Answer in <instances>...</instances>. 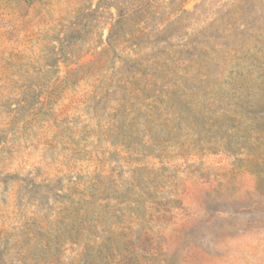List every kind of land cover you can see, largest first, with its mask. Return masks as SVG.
Listing matches in <instances>:
<instances>
[{
	"label": "rangeland",
	"instance_id": "374dc122",
	"mask_svg": "<svg viewBox=\"0 0 264 264\" xmlns=\"http://www.w3.org/2000/svg\"><path fill=\"white\" fill-rule=\"evenodd\" d=\"M0 264H264V0H0Z\"/></svg>",
	"mask_w": 264,
	"mask_h": 264
}]
</instances>
